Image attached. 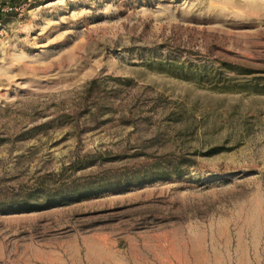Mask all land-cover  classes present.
<instances>
[{
	"label": "rangeland",
	"instance_id": "1",
	"mask_svg": "<svg viewBox=\"0 0 264 264\" xmlns=\"http://www.w3.org/2000/svg\"><path fill=\"white\" fill-rule=\"evenodd\" d=\"M0 264H264V0H0Z\"/></svg>",
	"mask_w": 264,
	"mask_h": 264
}]
</instances>
